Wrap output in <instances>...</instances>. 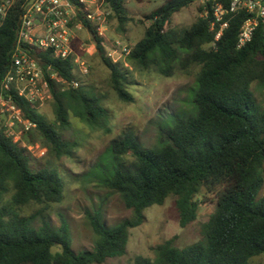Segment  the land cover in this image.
I'll return each mask as SVG.
<instances>
[{
	"label": "trees",
	"instance_id": "trees-1",
	"mask_svg": "<svg viewBox=\"0 0 264 264\" xmlns=\"http://www.w3.org/2000/svg\"><path fill=\"white\" fill-rule=\"evenodd\" d=\"M195 1L168 0L155 10L144 38L127 58L134 68L154 69L165 77L199 66L194 113L178 118L165 131L167 140L160 147H143L131 132L112 143L108 152L114 158L131 153L136 159L133 170L122 169L119 162L104 180L109 190L121 195L132 217L110 227L101 213L89 214L94 249L76 252L64 219L55 229L46 220L35 227L33 215H21L22 207L31 203L48 207L61 202L64 184L54 169L33 170L32 153L0 128V264H103L126 253L130 229L144 222L146 209L163 205L170 196L176 197L180 226L194 222L199 208L195 197L203 187L218 190L216 210L203 226V239L184 248L168 240L155 248L154 260L137 256L134 264H252L253 258L264 255V196H259L264 188V111L252 91L254 82L264 84V27L260 23L251 40L239 47L241 27L251 15L226 14L228 27L215 41L220 26L210 30L214 14L209 4L206 16L200 6V16L190 27L170 28L173 15ZM106 4L121 26L129 21L125 0H106ZM20 15V7H14L0 24V83L10 63ZM79 20L110 70L112 89L121 101L132 102L127 70L106 56L95 27L82 15ZM43 59L62 77L78 80L71 60L48 54ZM50 99L56 115L53 123L23 99L16 102L36 125L28 135L40 134L56 157L69 155L74 146L61 136L70 126L69 111L92 127L110 131L108 111L81 85L63 92L53 82ZM54 247L59 251L54 252Z\"/></svg>",
	"mask_w": 264,
	"mask_h": 264
},
{
	"label": "rangeland",
	"instance_id": "rangeland-1",
	"mask_svg": "<svg viewBox=\"0 0 264 264\" xmlns=\"http://www.w3.org/2000/svg\"><path fill=\"white\" fill-rule=\"evenodd\" d=\"M168 0H125L129 21L121 26L111 14L109 7L102 4L107 15L105 54L109 57L111 46L120 42L122 46L135 47L144 38L152 20L149 16ZM100 3V2H99ZM201 2L195 1L175 13L170 28L190 27L200 16ZM77 53L87 61L88 74L79 72L80 85L100 100L109 114V132L92 127L78 119L69 111L70 126L61 131L62 139L73 144L69 155L58 158L50 153L44 138L33 131L23 136V144L32 153L33 170L49 168L56 170L64 184L63 199L48 207L28 204L20 210L22 216H34V226L40 227L44 220L55 229L60 228L62 219L70 227V241L76 252L92 250L96 236L92 231L88 215L101 213L108 226H115L132 217L120 194L109 190L104 180L118 168L133 170L136 159L131 153L114 158L109 151L112 143L125 133L135 135L140 145L145 148L162 146L167 138L165 131L178 119H184L194 113L192 102L196 79L200 67L193 65L187 70H176L170 77L157 73L154 69L140 71L130 63L125 64L124 56L119 59L120 68L127 70V90L133 97L132 102H123L116 95L110 83V70L101 61L95 50L92 54L85 50L94 43L86 28L74 29ZM120 56V51L115 55ZM252 91L255 99L264 111V84L254 82ZM36 111L49 122H54L55 108L53 99H48ZM29 139L32 140L29 143ZM218 190L203 187L196 195L199 202L197 219L181 227L176 208V197L170 196L163 205H154L145 210L144 222L130 229L126 253L121 257L109 258L103 264H134L137 256L155 259V248L168 240L174 239L178 248H184L203 239V226L216 210ZM11 191L7 199L10 200ZM259 196H264V188ZM59 251L58 247L53 248ZM252 264H264V255L251 260Z\"/></svg>",
	"mask_w": 264,
	"mask_h": 264
},
{
	"label": "built area",
	"instance_id": "built-area-1",
	"mask_svg": "<svg viewBox=\"0 0 264 264\" xmlns=\"http://www.w3.org/2000/svg\"><path fill=\"white\" fill-rule=\"evenodd\" d=\"M207 15L208 5H211L214 20L210 30L220 26L215 35L218 41L228 22L226 14L247 12L251 17L243 23L238 46L242 47L249 42L257 26L264 27L263 0H229L225 5L221 0H199ZM100 2V3H99ZM106 0H0V24L14 7H20L21 15L17 29L8 69L0 83V128L14 142L23 147V136L35 128V123L25 117L24 111L16 102L23 99L31 108H38L50 98L51 84L60 86L61 91L77 89L79 80H69L61 75L46 61L43 56L50 55L52 59L71 60L76 70L88 74V64L76 51L74 43L77 39L74 29L85 28L79 20L82 15L94 27L100 38L106 40L107 15L102 10ZM102 41V45L104 42ZM133 47L122 46L116 42L111 46L109 58L118 63L124 56L125 64ZM96 50L92 43L85 51L92 54ZM120 51V56L115 55Z\"/></svg>",
	"mask_w": 264,
	"mask_h": 264
}]
</instances>
